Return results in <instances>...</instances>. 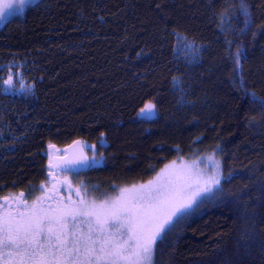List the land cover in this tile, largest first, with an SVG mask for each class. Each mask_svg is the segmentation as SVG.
Segmentation results:
<instances>
[{"label":"trees","instance_id":"16d2710c","mask_svg":"<svg viewBox=\"0 0 264 264\" xmlns=\"http://www.w3.org/2000/svg\"><path fill=\"white\" fill-rule=\"evenodd\" d=\"M243 3L40 0L9 19L0 74L20 62L34 90H0V197L39 194L52 144L95 148L102 161L76 176L111 192L217 150L219 190L157 242L154 264H264V0ZM178 35L202 45L195 61ZM151 101L158 115L138 119Z\"/></svg>","mask_w":264,"mask_h":264},{"label":"snow or ice","instance_id":"6c2138e0","mask_svg":"<svg viewBox=\"0 0 264 264\" xmlns=\"http://www.w3.org/2000/svg\"><path fill=\"white\" fill-rule=\"evenodd\" d=\"M23 11L27 0H14ZM9 3L7 7H12ZM241 11L247 12L241 0ZM4 10L0 8V19ZM9 73L5 84L11 85ZM259 99V98H254ZM250 102H254L251 100ZM264 107V101H261ZM146 105L141 113H153ZM211 159V158H209ZM215 167H219L215 162ZM168 176L167 168L155 182L140 189L121 190L115 202L97 205L83 200L84 209L37 210L33 205L19 219L0 215L2 264H152L154 246L190 213L198 200L218 190L219 178ZM125 193H129L127 197ZM79 191L77 195H79ZM23 195V194H21ZM202 202V201H201ZM4 205L0 204V208ZM86 217V219H78ZM87 225L85 231L81 225Z\"/></svg>","mask_w":264,"mask_h":264},{"label":"rangeland","instance_id":"374dc122","mask_svg":"<svg viewBox=\"0 0 264 264\" xmlns=\"http://www.w3.org/2000/svg\"><path fill=\"white\" fill-rule=\"evenodd\" d=\"M40 0H27L23 11H20L19 8L15 5L14 0H0V8L4 10V17L0 19V28L15 15L23 14L26 9L37 3ZM9 3H12V7H7ZM177 53L184 57L187 61L193 62L200 55L202 50V45L196 43L195 41L189 39L184 35L177 36ZM9 73L12 74L13 82L11 85L5 84L4 81L8 79ZM179 84V82H178ZM0 90L5 93L12 95H25L29 94L34 90V83L29 78L26 70L23 68V65L20 62H12L4 67V71L0 74ZM153 105V113L148 114L147 112L137 114L138 119H151L158 115V108L156 102L151 101L147 105ZM211 158V159H209ZM215 162H218L219 167H215ZM167 168L168 176L164 179L176 178L177 176H187L191 175L195 177L197 173L201 174L203 177H208L215 175L219 178L218 190L222 184L224 178L223 162L221 157L218 155V151H212L211 153H202L200 155H193L190 158H180L166 163L151 179L134 183L130 185H123L116 187L115 192H111V189L108 187L100 188L99 186H88L86 183L78 182L73 183V177L70 175L61 174L59 180L54 181L53 183H47L50 193L47 191L40 190V193L34 197L29 198L28 195L24 193H18L14 195H5L11 198V204H6L2 200L0 204L4 207L0 208V215H11L19 219L20 213L28 214V211L32 208L33 205L36 206V209L39 210H50L58 209L67 206L68 208H80L84 209L85 205L80 204L81 199L88 204L95 202L97 205L107 201L108 203L115 202L118 197L121 196V190H133L140 189L142 186H146L149 182H155L157 177L161 175L162 170ZM68 183H72L70 186ZM60 190V188H63ZM60 190L55 194L54 191ZM217 188H213V192L217 193ZM79 191V195L77 192ZM23 194V195H21ZM129 193H125L127 197ZM214 194V195H215ZM213 194H207L205 197H202L201 200H198L197 205L203 201L210 199L214 196ZM202 201V202H201ZM195 205L193 209L197 206ZM192 209V210H193ZM191 210V211H192ZM78 219H86V217H78ZM81 227L87 231V225L82 224ZM155 247L153 251L152 264L155 262ZM2 264V262H0Z\"/></svg>","mask_w":264,"mask_h":264},{"label":"water","instance_id":"95a60500","mask_svg":"<svg viewBox=\"0 0 264 264\" xmlns=\"http://www.w3.org/2000/svg\"><path fill=\"white\" fill-rule=\"evenodd\" d=\"M49 150L55 152L48 163V168L55 174L58 170L63 172H85L89 170L91 162L94 161V158H91L88 154L83 139H76L63 148H58L55 144H52L49 146ZM58 152H63V154L60 155ZM9 200V197L3 198L5 203Z\"/></svg>","mask_w":264,"mask_h":264},{"label":"flooded vegetation","instance_id":"af4514ba","mask_svg":"<svg viewBox=\"0 0 264 264\" xmlns=\"http://www.w3.org/2000/svg\"><path fill=\"white\" fill-rule=\"evenodd\" d=\"M86 150H87V152H88V154L90 155V157L91 158H94V161H92L91 162V165H90V168H91V166L92 165H94V164H96V163H99L100 161H102V158L101 157H99L98 155H97V152L95 151V148H94V150H92V152H90L89 150V147L86 145ZM55 154V152H52V155H54ZM58 154H60V155H62L63 154V152H58ZM89 168V169H90ZM49 169V168H48ZM88 171V170H87ZM86 172V171H85ZM78 173H82V172H71V171H67V172H63V171H60V170H58L57 172H56V174L52 171V170H50L49 169V171H48V181L45 183V184H43L42 185V187L40 188V190L42 189L43 191L45 190V191H47V192H51L50 191V189H48V186H47V183H53L54 181H56V180H59V178H60V175L61 174H64V175H70V176H72L73 177V183H78V182H81V183H83L84 181H80L79 180V178L76 176ZM55 176V178H53ZM85 183V182H84ZM72 183H68V185L70 186ZM64 189V187L63 188H60V190H63ZM40 190H39V193H40ZM60 190H57V191H54V192H52V193H56V192H58V191H60ZM22 193H24L25 195H27V193L26 192H22ZM12 196V195H14V194H9V196ZM9 196H3V197H0V201L2 200L3 201V198L4 197H9ZM10 198V197H9ZM4 202V201H3ZM11 202V198H10V200H9V202H7L8 204H11L10 203ZM5 203V202H4ZM6 203V204H7Z\"/></svg>","mask_w":264,"mask_h":264},{"label":"bare ground","instance_id":"6f19581e","mask_svg":"<svg viewBox=\"0 0 264 264\" xmlns=\"http://www.w3.org/2000/svg\"><path fill=\"white\" fill-rule=\"evenodd\" d=\"M71 144V143H70Z\"/></svg>","mask_w":264,"mask_h":264}]
</instances>
